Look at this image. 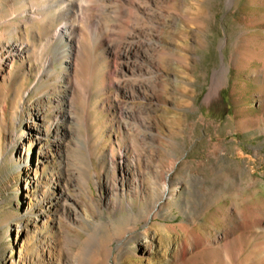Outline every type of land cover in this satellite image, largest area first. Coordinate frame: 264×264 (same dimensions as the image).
<instances>
[{
  "label": "rangeland",
  "instance_id": "374dc122",
  "mask_svg": "<svg viewBox=\"0 0 264 264\" xmlns=\"http://www.w3.org/2000/svg\"><path fill=\"white\" fill-rule=\"evenodd\" d=\"M96 1L0 0V264H264V4Z\"/></svg>",
  "mask_w": 264,
  "mask_h": 264
},
{
  "label": "bare ground",
  "instance_id": "6f19581e",
  "mask_svg": "<svg viewBox=\"0 0 264 264\" xmlns=\"http://www.w3.org/2000/svg\"><path fill=\"white\" fill-rule=\"evenodd\" d=\"M51 3H50L51 5H45V8L43 9L44 10L48 9L50 11L51 8L56 7L55 1H52ZM59 3H61L62 6L64 7V12H65L64 17L66 18L65 20H70V19L72 20L70 24H67L65 27L62 28L61 31H59V35L68 38L69 47L75 52L76 50H78L77 43H79V40H77L75 36L77 34L83 33V29L80 24L88 23L92 20L93 14H91V8H93V5H95L98 2L96 0H59ZM229 3L233 4V0H229ZM261 3L264 4V0H261ZM109 30L107 27L103 26L100 22H93V33H95L101 39H107L109 37ZM255 62L258 63V67L256 69L253 68L254 69L253 73H255V76L259 78L258 84L263 87V89L261 90V94L264 95V43L259 45V49L252 51L251 55L247 58L246 67L250 68L251 65ZM224 68L216 71L214 74L213 84L206 98L207 103H212L215 100L221 99L222 87L226 80V76H225L226 71ZM262 105H263V114H264V102H262ZM261 120L264 121V117L261 118ZM88 163L90 164L89 165L90 168L92 166L91 159H89ZM172 172L173 169H170L169 172L167 173L166 175L167 180L170 179ZM86 174H89V171H87ZM170 192L171 191L166 185L163 195L157 196L156 197L157 200L165 201V197L166 199L167 198L171 199L172 195L170 194Z\"/></svg>",
  "mask_w": 264,
  "mask_h": 264
}]
</instances>
